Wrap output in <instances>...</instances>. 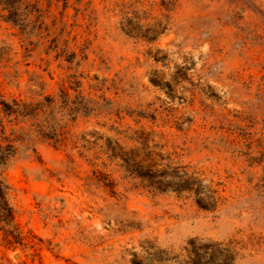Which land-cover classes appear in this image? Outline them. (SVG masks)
Returning <instances> with one entry per match:
<instances>
[{
    "label": "rangeland",
    "instance_id": "rangeland-1",
    "mask_svg": "<svg viewBox=\"0 0 264 264\" xmlns=\"http://www.w3.org/2000/svg\"><path fill=\"white\" fill-rule=\"evenodd\" d=\"M24 8L0 6V94L53 98L54 138L5 119L36 137L3 172L0 264H264V0Z\"/></svg>",
    "mask_w": 264,
    "mask_h": 264
},
{
    "label": "trees",
    "instance_id": "trees-1",
    "mask_svg": "<svg viewBox=\"0 0 264 264\" xmlns=\"http://www.w3.org/2000/svg\"><path fill=\"white\" fill-rule=\"evenodd\" d=\"M0 6L7 12V19L15 22L19 20L18 16L22 15V10L26 6V0H0ZM78 97L81 99V109L83 111H88L90 104L88 105L87 101L80 94H78ZM53 105L54 99L48 98V96H44L43 100L40 101L26 103L18 99L7 100L0 94V222L7 228H13L15 224L13 221V208L9 202L10 187L3 177V172L12 158L17 154L18 147L15 143L17 141L22 143L24 140H21L22 138L18 135L13 136V138H9V136L6 135L5 119H8L10 122L13 121L11 125L15 128H12V132L15 134L22 133L23 131V128L18 125L20 121L23 122L24 118L34 119V121L39 122L38 135L45 139H52L54 136L50 134L48 129H51L53 121L46 115V109L43 108ZM43 115L45 116L40 122L37 118ZM35 137L36 135H27L25 138L26 142H23L26 143V148L28 145L32 144ZM183 189L189 192L193 190L189 186H184ZM211 201L212 199L209 197L195 200L198 206L209 210L214 209L217 202V200H215L214 203H211Z\"/></svg>",
    "mask_w": 264,
    "mask_h": 264
}]
</instances>
